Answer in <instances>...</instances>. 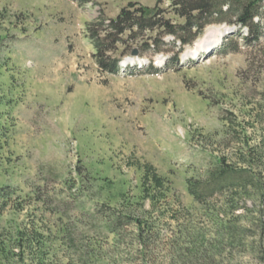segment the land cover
Instances as JSON below:
<instances>
[{
    "label": "rangeland",
    "instance_id": "1",
    "mask_svg": "<svg viewBox=\"0 0 264 264\" xmlns=\"http://www.w3.org/2000/svg\"><path fill=\"white\" fill-rule=\"evenodd\" d=\"M174 1L0 0V264H264V4L252 31L214 23L183 48L163 29L127 38L121 62L150 63L133 76L93 59L89 23L137 3L184 24ZM219 160L255 181L200 206L188 181ZM144 164L168 181L155 207Z\"/></svg>",
    "mask_w": 264,
    "mask_h": 264
},
{
    "label": "trees",
    "instance_id": "2",
    "mask_svg": "<svg viewBox=\"0 0 264 264\" xmlns=\"http://www.w3.org/2000/svg\"><path fill=\"white\" fill-rule=\"evenodd\" d=\"M81 8L91 3V0H73ZM161 2V1H159ZM264 0H175L174 12L176 16L185 19L184 24H171L162 17L159 7L151 9L141 7L137 3H129L122 8L119 15L113 19L99 17L96 22L87 25V35L91 39L95 53L93 59L103 75H118L120 72V56L117 52L120 47L126 44V39H137L145 32H155L163 29L165 34L175 36L181 42L182 47L191 45L199 38L205 28L214 23H229L239 25L253 30V21L260 16V8ZM223 16L235 18V21H227ZM217 18V19H215ZM187 30L191 38L183 39L179 37L181 31ZM135 74L132 70L130 76ZM143 192L144 199L150 200L152 205L160 202V194H164L168 181L160 177L156 169L150 164H144ZM247 169H232L219 160L217 168L210 172L207 182L188 181L189 192L200 206H205L208 200L214 197L213 193L221 191L230 192L233 189H246L254 182V178L249 177ZM256 186V185H255ZM11 194L6 190L0 191L1 198H8ZM162 196V195H161ZM164 196V195H163ZM210 196V197H209ZM166 198V196H164ZM218 222V221H217ZM223 233L231 240H238L239 236L247 235L246 230L232 227L228 224L219 223ZM137 226L144 233L143 227L146 226L141 221H137ZM225 236V234H224ZM142 236L140 235V239ZM202 239V246L206 244L205 236ZM142 240V239H141ZM77 248V247H76ZM204 248V247H202ZM80 250L79 252H81ZM193 254L197 255L196 251ZM192 258V256L188 257ZM41 264H45L42 258Z\"/></svg>",
    "mask_w": 264,
    "mask_h": 264
},
{
    "label": "bare ground",
    "instance_id": "3",
    "mask_svg": "<svg viewBox=\"0 0 264 264\" xmlns=\"http://www.w3.org/2000/svg\"><path fill=\"white\" fill-rule=\"evenodd\" d=\"M227 30L229 29H225L223 31L220 30H211L209 31L205 38L200 42L199 45L196 46V48H193L189 55L191 59H197L199 58V56L201 55L200 52L201 51H208L211 50L210 52L212 53L214 49H216L217 44L224 38L227 36L228 32ZM158 67H163L164 62L163 60H160L158 62Z\"/></svg>",
    "mask_w": 264,
    "mask_h": 264
}]
</instances>
